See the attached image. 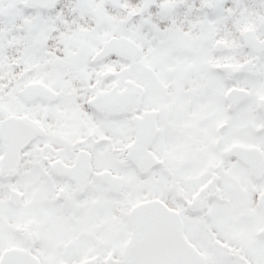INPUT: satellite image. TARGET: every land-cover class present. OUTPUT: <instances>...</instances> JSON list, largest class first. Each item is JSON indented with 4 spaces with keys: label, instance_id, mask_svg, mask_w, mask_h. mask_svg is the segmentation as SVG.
Returning a JSON list of instances; mask_svg holds the SVG:
<instances>
[{
    "label": "snow or ice",
    "instance_id": "6c2138e0",
    "mask_svg": "<svg viewBox=\"0 0 264 264\" xmlns=\"http://www.w3.org/2000/svg\"><path fill=\"white\" fill-rule=\"evenodd\" d=\"M0 264H264V0H0Z\"/></svg>",
    "mask_w": 264,
    "mask_h": 264
}]
</instances>
